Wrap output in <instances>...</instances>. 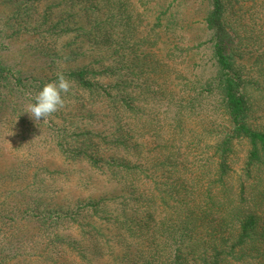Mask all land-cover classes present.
I'll list each match as a JSON object with an SVG mask.
<instances>
[{"label": "trees", "instance_id": "trees-1", "mask_svg": "<svg viewBox=\"0 0 264 264\" xmlns=\"http://www.w3.org/2000/svg\"><path fill=\"white\" fill-rule=\"evenodd\" d=\"M195 1L0 0V264H264V0Z\"/></svg>", "mask_w": 264, "mask_h": 264}, {"label": "clouds", "instance_id": "clouds-1", "mask_svg": "<svg viewBox=\"0 0 264 264\" xmlns=\"http://www.w3.org/2000/svg\"><path fill=\"white\" fill-rule=\"evenodd\" d=\"M71 82L63 73H57L54 81L48 82L33 97L34 102L26 105L25 113L30 118L39 122L52 116L65 106V99L62 94L70 90Z\"/></svg>", "mask_w": 264, "mask_h": 264}, {"label": "rangeland", "instance_id": "rangeland-1", "mask_svg": "<svg viewBox=\"0 0 264 264\" xmlns=\"http://www.w3.org/2000/svg\"><path fill=\"white\" fill-rule=\"evenodd\" d=\"M185 3H194V2H193V0H185ZM195 3H200V1L199 0H198V2L195 1ZM246 3H248V2H246ZM186 14H187L188 18L189 17L191 18L192 12L189 13V14H188V12H186ZM200 33H201V31H193L188 36H189L190 39L199 40L200 39L199 37H204ZM193 54H196L193 57V61H192L193 75L197 78L198 83L200 85H203V83L206 80H208L210 77L213 76V74H212V61L210 60V58H211V50L209 49V47L207 45L206 47L200 48L199 50L195 51ZM261 70H259V71H261ZM261 73H264V70H262ZM260 78H262V77H260ZM257 98H259V96H257ZM83 175L84 176H89V173L84 172L82 174V176ZM95 182H96L95 179H92V180L89 181V183H90V185H89L90 186V191L92 193H94V192L99 193L101 191L102 192L105 191L106 187H100L99 184H97Z\"/></svg>", "mask_w": 264, "mask_h": 264}]
</instances>
